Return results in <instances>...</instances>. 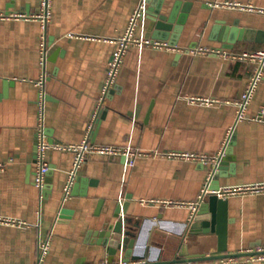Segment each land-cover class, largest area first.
Listing matches in <instances>:
<instances>
[{"label":"crops","instance_id":"crops-1","mask_svg":"<svg viewBox=\"0 0 264 264\" xmlns=\"http://www.w3.org/2000/svg\"><path fill=\"white\" fill-rule=\"evenodd\" d=\"M140 2L51 0L52 18L45 29L36 19H0V163L5 165L0 170V216L21 221L0 224V264H104L111 256L107 227L116 223L119 206L121 217L131 221L133 233L148 249L169 244L186 233L192 209L166 202L199 199L233 126L234 144L226 149L230 155L219 188L264 182V69L249 117L237 122L236 101L253 63L190 52L198 47L234 54L264 50V0H148L135 37L167 41L175 49L130 47L89 133L94 145L131 147L145 154L128 167L125 156L89 153L63 202L74 153L50 149L46 183L42 190L35 186L37 81L45 78L48 141L80 144L112 54ZM176 2L174 23L153 37L152 13L167 15ZM236 4H251L255 10ZM40 10V0H0V12ZM44 34L47 59L42 64ZM192 97L213 102H193ZM171 154L206 155L210 161ZM223 199L228 253L263 245L264 193ZM45 240L50 249L39 262V242ZM125 249L123 244V253L116 251V263ZM248 257L199 264H264Z\"/></svg>","mask_w":264,"mask_h":264},{"label":"built area","instance_id":"built-area-1","mask_svg":"<svg viewBox=\"0 0 264 264\" xmlns=\"http://www.w3.org/2000/svg\"><path fill=\"white\" fill-rule=\"evenodd\" d=\"M234 5L233 3H230ZM237 6L242 7L243 9L248 10H255L253 5H241L236 4ZM41 10L38 14H27L23 12H12V13H4L0 12V19H11V18H25V19H36L39 20L42 24V27L45 29L47 24L50 22L52 18V11H51V0H40ZM146 12V0H141L139 6L133 13L129 27L125 35L119 40L118 48L113 52L111 60L108 65L107 70V77L105 83L102 88L101 96L98 100L97 109L93 116V119L88 127V133L85 139L80 144H64L60 142H50L47 139V135L45 133V114H44V103L46 93L44 90V82L45 78H41L37 81V86L39 87L38 93V112H37V149H36V156H35V170H34V184L37 188L43 189L47 174L50 170L49 162L47 161L46 154L47 151L50 149H55L59 151H70L74 153V161L72 168L69 171L67 182L64 186V196L63 202L66 201L72 191L73 184L75 182L78 170L84 164L87 155L91 152H96L104 155H114V156H125L127 158V166L133 167L135 164V160L137 157L144 155L141 151H137L132 149L131 147H116L111 145H94L90 142L89 133L91 131L92 125L98 117L102 107L104 100L108 94V92L113 88L115 81L118 77L123 57L127 50L132 46H139V47H153L156 49H175L172 47L167 41H156L151 39H143L137 38L134 35V31L137 27L138 20L141 19L145 15ZM193 54H216L230 59H243L253 63V70L251 72L250 79L248 81L247 87L245 88L244 92L242 93L240 99L236 101V105L238 107V114H237V122L240 120H244L248 118V106L256 90L258 84L260 83L263 75L264 69V50L257 51V52H243L242 54H234L229 53L228 51L220 48H213V47H198L196 49L190 50ZM41 63L44 64L47 59V39L45 34L41 37ZM193 102H202V103H211L213 100L205 99V98H190ZM253 120H261L259 117L251 118ZM234 131L235 126L231 127L227 133L226 139L224 141V146L219 154L218 158L214 161L212 165H214L217 160L224 156L226 153V149L230 147L234 140ZM170 156H184V157H191L199 159L202 162H208L210 159L206 155H189V154H171ZM4 164L0 163V170L4 169ZM212 172L210 174L209 180L204 184L201 193L199 195V199L196 202L192 203H174V202H166V204H177V205H189L192 209V214L190 216V221H192L195 217V212L197 207L201 202L209 194H215L219 198H226L232 195H247V194H260L264 193V182L260 183H253L247 185H237V186H230V187H223L218 189H210L211 181H212ZM154 202V201H152ZM20 224L21 221L7 217V216H0V224ZM123 243H120L118 250L123 253L122 249ZM50 249V242L49 240L40 241L38 247V260L41 262L48 254ZM254 251L258 252V254L252 255L248 257V261H264V244L258 246ZM123 254L121 255L120 260L118 263L116 261L113 264H123ZM234 259V258H233ZM104 264H109L108 260L104 262Z\"/></svg>","mask_w":264,"mask_h":264},{"label":"water","instance_id":"water-1","mask_svg":"<svg viewBox=\"0 0 264 264\" xmlns=\"http://www.w3.org/2000/svg\"><path fill=\"white\" fill-rule=\"evenodd\" d=\"M148 1V0H146ZM180 3L176 2L169 13H161V10L152 13L153 37L160 36L163 29H169L174 23ZM167 34V33H165ZM162 36V35H161ZM234 144V142H233ZM220 157L212 166V184L210 189H218L220 177L225 168L228 156ZM117 221L107 228V238L110 258L109 264L115 262V253L118 245L123 243L126 246L123 254V264H199L205 261L224 260L229 258H240L258 254L256 251L228 253L226 245L227 235V200L219 198L215 194H209L199 204L195 217L189 222L185 234L175 237L167 245H155L146 247L140 242V236L133 233V226L128 218L121 217V206L118 208ZM126 210L124 205L123 212ZM215 235L217 238H214ZM118 238V240H117ZM117 240V241H116ZM214 242H217L215 247ZM107 243V245H108ZM218 252V254L210 253Z\"/></svg>","mask_w":264,"mask_h":264},{"label":"bare ground","instance_id":"bare-ground-1","mask_svg":"<svg viewBox=\"0 0 264 264\" xmlns=\"http://www.w3.org/2000/svg\"><path fill=\"white\" fill-rule=\"evenodd\" d=\"M124 218V217H123Z\"/></svg>","mask_w":264,"mask_h":264}]
</instances>
